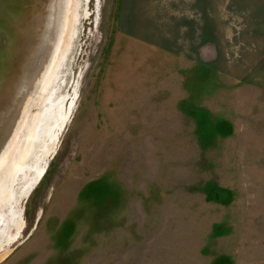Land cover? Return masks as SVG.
Instances as JSON below:
<instances>
[{"label":"rangeland","instance_id":"374dc122","mask_svg":"<svg viewBox=\"0 0 264 264\" xmlns=\"http://www.w3.org/2000/svg\"><path fill=\"white\" fill-rule=\"evenodd\" d=\"M15 1L0 264H264V0H154L155 41L121 0Z\"/></svg>","mask_w":264,"mask_h":264},{"label":"water","instance_id":"95a60500","mask_svg":"<svg viewBox=\"0 0 264 264\" xmlns=\"http://www.w3.org/2000/svg\"><path fill=\"white\" fill-rule=\"evenodd\" d=\"M32 1L36 2V0H25L24 1L25 4L18 6L17 10L24 11L25 16L31 18L30 11H32V10L30 9L28 3L32 2ZM9 4H11L10 1L8 2L6 0H0V39H1V35L3 33H5L9 37V40H6V39L2 40V41H5L4 42L5 44L7 43V41H9L8 44L6 46L4 44L5 47L0 46V88L2 87V84H3L2 79H4L5 75L8 74L9 72H11L12 69L15 68V63L17 62V60L19 58V54L21 53V50L25 46L24 44H21V40L19 41L20 44L12 42V38L10 37V34L13 32H10V30L8 28V24H6L4 22V19H3L4 13H5L4 11H5V9H7L9 7ZM24 6H26V7H24ZM11 8H13V7L11 6ZM12 11H14V8L12 9ZM3 47H4V49H2ZM33 95H35V92H32L29 95H26L25 98H22L23 100L21 101L20 106H22V104L25 100H26L25 106H27V105L31 106V104H33L35 102V100L32 98ZM29 98H31V100H29V102L27 104L26 102ZM25 106H24V109H25V113H26L28 106L26 108H25ZM1 110H3V102L1 101V98H0V111ZM15 113L16 112H14V114ZM0 115H1V113H0ZM17 116L18 115H16V118H14L15 116H13V115L7 117V118H11L8 121H6L7 118L4 121L0 118V158H1V156L4 155V153L6 151L11 149V147L14 144L13 143L14 138H15L16 134L21 129L22 123H21V125H19L21 120L16 122ZM18 126H19V128H18Z\"/></svg>","mask_w":264,"mask_h":264},{"label":"crops","instance_id":"0c3cea01","mask_svg":"<svg viewBox=\"0 0 264 264\" xmlns=\"http://www.w3.org/2000/svg\"><path fill=\"white\" fill-rule=\"evenodd\" d=\"M153 3L154 0H121V12L124 13L127 10L128 13L129 10V18H131L127 27L130 31L135 30L136 35L140 36L139 39H143V37L152 41L160 39L159 35L163 26L161 18L166 16L165 12L160 13V9H167V13L170 8L173 9L169 2V6L167 3L165 7L161 5L160 1L158 4ZM158 9L159 11H157ZM173 23L174 20L169 23V26Z\"/></svg>","mask_w":264,"mask_h":264},{"label":"bare ground","instance_id":"6f19581e","mask_svg":"<svg viewBox=\"0 0 264 264\" xmlns=\"http://www.w3.org/2000/svg\"><path fill=\"white\" fill-rule=\"evenodd\" d=\"M6 1H10V3L11 4H9V7L8 8H10V6H15V3H16V1L15 0H6ZM39 2H40V0H39ZM75 6V5H74ZM48 7H49V10H50V13H52L53 12V9L55 8V4L53 3V0H51V2H50V5L48 4ZM74 9H75V7H73ZM5 9V8H4ZM77 9V8H76ZM9 10V9H8ZM5 13H4V22L6 23V24H8V28H10V26L12 25V21H11V18H10V16L11 15H9V12H7V11H4ZM14 13H16V12H14ZM72 13H73V15L72 16H75L76 14H77V11H72ZM34 14H35V18L36 19H38L39 18V16L37 15V12H36V9L34 10ZM16 15V14H15ZM12 17H13V15H12ZM36 19H35V23H34V28H33V32L35 33V37H37L38 39H36V42H34V39H33V41L31 40V42H30V40L28 39V38H26L25 40H24V42H23V44L25 45L24 47H23V50H24V52H26V49L27 48H29L30 46H33V45H35V48H34V51H33V56L31 57V59H30V61H29V68H31V67H33L34 68V66H36L37 64H38V62H37V59L39 58V56H38V54H39V51L41 50L40 49V45H41V39H40V37L38 36V35H36V32H37V26H36V24H37V22H36ZM63 35V34H62ZM62 37V36H61ZM63 38V37H62ZM2 40H4V38H3V34L1 35V39H0V42L2 41ZM2 42H4V41H2ZM0 43V46H4V44L3 43ZM5 47V46H4ZM3 47V48H4ZM2 48V49H3ZM30 50H31V48H30ZM32 51V50H31ZM34 53H35V55H34ZM31 54V55H32ZM30 55V56H31ZM36 57H38L37 59H36ZM58 87V86H57ZM47 125V124H46ZM27 156V155H26ZM15 169V168H14Z\"/></svg>","mask_w":264,"mask_h":264}]
</instances>
